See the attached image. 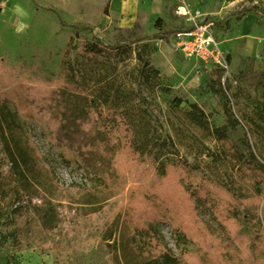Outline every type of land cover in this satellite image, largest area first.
<instances>
[{
	"label": "rangeland",
	"instance_id": "rangeland-1",
	"mask_svg": "<svg viewBox=\"0 0 264 264\" xmlns=\"http://www.w3.org/2000/svg\"><path fill=\"white\" fill-rule=\"evenodd\" d=\"M49 1L0 0V61L83 88L112 153L59 145L24 84L0 89L14 153L32 171L17 178L0 134V264H120L123 245L143 257L169 247L198 264H264V1L192 5L215 20L229 58L221 69L176 54L163 35L96 32L99 13ZM252 4L258 12L242 17ZM140 164L155 165V186L133 183Z\"/></svg>",
	"mask_w": 264,
	"mask_h": 264
},
{
	"label": "trees",
	"instance_id": "trees-1",
	"mask_svg": "<svg viewBox=\"0 0 264 264\" xmlns=\"http://www.w3.org/2000/svg\"><path fill=\"white\" fill-rule=\"evenodd\" d=\"M263 1L260 0V3ZM243 10L242 17L252 11L258 12L259 9L256 4H252L249 8ZM105 11L104 13H107V9ZM159 22L157 21L155 25L158 26ZM144 65L148 67L149 62L144 60ZM75 79L78 82V78ZM19 83L25 85L29 105L46 122L56 143L73 149L84 158L96 156L102 157L101 160H103L111 155L112 149L108 143V128L104 123H100V114L96 112L92 98L85 93L83 88L74 86L75 83L72 80L56 81L53 74H48L37 65L23 66L22 70H19L17 67L9 65L8 62L1 60L0 89H12ZM191 114L193 119L202 125V116L196 112ZM92 116L95 119L92 120ZM217 132L222 133V129H217ZM0 134L15 166V175L18 179L27 175L26 178L29 181L28 175H31L32 171L14 153L15 135H13L10 122L8 123L5 120L4 109H0ZM164 147L172 149L173 144L165 142ZM23 167H26L27 170H24ZM166 173H163V176ZM133 175V183L136 186L151 184L149 187H152L155 186L156 181H159L154 164L151 166L150 164H140ZM136 203L134 201V204ZM139 203H141V200H139ZM245 240L244 235L235 234V241L243 249L246 248ZM212 243L214 245V242ZM118 263L198 264V261L196 256L190 253H185L182 257L177 256L169 247H164L154 257H143L140 252H136L130 245H123Z\"/></svg>",
	"mask_w": 264,
	"mask_h": 264
},
{
	"label": "crops",
	"instance_id": "crops-1",
	"mask_svg": "<svg viewBox=\"0 0 264 264\" xmlns=\"http://www.w3.org/2000/svg\"><path fill=\"white\" fill-rule=\"evenodd\" d=\"M47 3L73 5L75 8L70 12L74 14L99 13V18L92 23L94 29L107 32L109 37L118 32L135 31L140 38H146L165 36L182 28L183 20L176 15V7L193 5L197 0H50ZM193 7L203 9V6ZM157 21H160L158 26Z\"/></svg>",
	"mask_w": 264,
	"mask_h": 264
},
{
	"label": "built area",
	"instance_id": "built-area-1",
	"mask_svg": "<svg viewBox=\"0 0 264 264\" xmlns=\"http://www.w3.org/2000/svg\"><path fill=\"white\" fill-rule=\"evenodd\" d=\"M176 15L183 20V27L165 35L161 42L187 60L195 59L196 64L227 68L228 54L222 48V41L215 33V20L207 11L192 5H178Z\"/></svg>",
	"mask_w": 264,
	"mask_h": 264
},
{
	"label": "clouds",
	"instance_id": "clouds-1",
	"mask_svg": "<svg viewBox=\"0 0 264 264\" xmlns=\"http://www.w3.org/2000/svg\"><path fill=\"white\" fill-rule=\"evenodd\" d=\"M15 11L16 12H21V9H20V6L19 5H17L16 6V9H15ZM27 27V25H20L17 29H16V31H17V33L19 34L21 31H23L25 28Z\"/></svg>",
	"mask_w": 264,
	"mask_h": 264
}]
</instances>
